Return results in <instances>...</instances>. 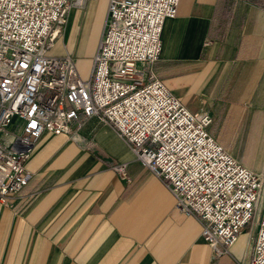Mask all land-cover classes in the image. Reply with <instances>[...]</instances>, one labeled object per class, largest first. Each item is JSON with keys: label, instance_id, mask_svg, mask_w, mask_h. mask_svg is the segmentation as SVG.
Returning <instances> with one entry per match:
<instances>
[{"label": "crops", "instance_id": "crops-1", "mask_svg": "<svg viewBox=\"0 0 264 264\" xmlns=\"http://www.w3.org/2000/svg\"><path fill=\"white\" fill-rule=\"evenodd\" d=\"M96 4L70 12L71 33L51 54H86ZM161 44L148 73L191 113L209 115L208 133L228 154L264 174V0H180ZM121 163L126 178L115 171ZM26 167L28 185L11 207L0 203V264L251 263L256 224L214 258L199 222L95 118L44 133Z\"/></svg>", "mask_w": 264, "mask_h": 264}, {"label": "built area", "instance_id": "built-area-1", "mask_svg": "<svg viewBox=\"0 0 264 264\" xmlns=\"http://www.w3.org/2000/svg\"><path fill=\"white\" fill-rule=\"evenodd\" d=\"M94 1L0 0V203L11 207L30 182L26 165L44 133L95 118L199 222L214 258L228 255L255 217L250 264H264V174L228 154L208 133L209 115L191 113L147 70L180 0H108L82 80L71 56L51 51L69 13ZM125 166L115 167L122 178Z\"/></svg>", "mask_w": 264, "mask_h": 264}, {"label": "rangeland", "instance_id": "rangeland-1", "mask_svg": "<svg viewBox=\"0 0 264 264\" xmlns=\"http://www.w3.org/2000/svg\"><path fill=\"white\" fill-rule=\"evenodd\" d=\"M96 1H97L96 13H95V18H94V22H93V27L91 30V35H90V38L88 41V46L86 49V54L83 56H78V57L74 56V58L71 57L75 61V66H76L77 72H78V74L82 80L88 79L89 71L91 68V55H92V51L96 45V41H97L96 38H98V36H99L100 21H101V17L103 15V12H104V7L106 6V3H107V0H96ZM75 17H76L75 12H72L68 16V19H69V20H67L68 24H66L67 26L65 27L66 28V33H65L66 38H68L70 33H71V29H72V26L74 24ZM52 52H55L54 48L52 49ZM255 222H256V218L254 217L251 224H255Z\"/></svg>", "mask_w": 264, "mask_h": 264}]
</instances>
